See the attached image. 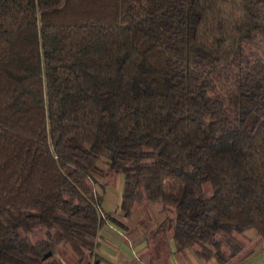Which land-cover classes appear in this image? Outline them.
<instances>
[{
  "label": "trees",
  "instance_id": "1",
  "mask_svg": "<svg viewBox=\"0 0 264 264\" xmlns=\"http://www.w3.org/2000/svg\"><path fill=\"white\" fill-rule=\"evenodd\" d=\"M113 173L156 247L264 252V0H0V264H100Z\"/></svg>",
  "mask_w": 264,
  "mask_h": 264
},
{
  "label": "rangeland",
  "instance_id": "2",
  "mask_svg": "<svg viewBox=\"0 0 264 264\" xmlns=\"http://www.w3.org/2000/svg\"><path fill=\"white\" fill-rule=\"evenodd\" d=\"M101 184L98 191L104 198L105 209L110 213V219L99 232V254L105 261L100 264H169L170 258L177 264H201L189 248L184 252H172L171 241L168 245L156 247L152 243L157 225L163 220L164 212L161 206L150 202H142L134 207V212L127 217L120 210L123 187V174L113 173L108 178L98 177ZM112 218V219H111ZM240 238L248 243V247H259V236L253 229H248ZM145 242V247L137 251L138 244ZM59 255L67 264H80L73 252L61 246ZM205 264H216L210 260Z\"/></svg>",
  "mask_w": 264,
  "mask_h": 264
},
{
  "label": "crops",
  "instance_id": "3",
  "mask_svg": "<svg viewBox=\"0 0 264 264\" xmlns=\"http://www.w3.org/2000/svg\"><path fill=\"white\" fill-rule=\"evenodd\" d=\"M145 242H142L140 244H138L136 250L139 251V250H142L144 247H145ZM171 246H172V252L176 251V247H175V244L173 242V240L171 241ZM259 249V247H258ZM100 251V248L98 250V252ZM102 261H105V258H102L101 262ZM201 264H205V263H202L200 262ZM169 264H177L173 258H170V263ZM241 264H264V252L261 251V250H257L256 253H254L252 256H250L249 258L245 259Z\"/></svg>",
  "mask_w": 264,
  "mask_h": 264
}]
</instances>
